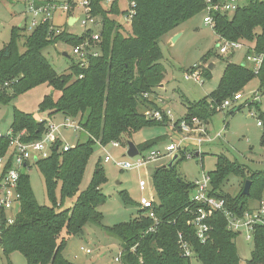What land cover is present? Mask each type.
Returning <instances> with one entry per match:
<instances>
[{
    "label": "trees",
    "instance_id": "obj_1",
    "mask_svg": "<svg viewBox=\"0 0 264 264\" xmlns=\"http://www.w3.org/2000/svg\"><path fill=\"white\" fill-rule=\"evenodd\" d=\"M102 1L90 0L92 15L98 17L103 26L97 44L98 56H89L86 67L74 63L69 74H59L41 50L58 41L72 46L81 44L89 34L88 30L80 36L65 29L54 34L49 23H41L26 34V27L22 25L12 28L9 40L0 49V102H7L11 96L46 84L59 95L55 100L52 95L44 96L40 107L47 110L49 116L59 112L64 119L76 120L87 135L85 141H77L68 150L53 148L50 156L35 162L52 200L51 206L40 205L34 199L28 175L20 176V208L12 224L0 227V246L6 256L19 251L26 264H74L64 256V235L82 234L88 222L100 224L103 218L97 207L106 200L99 189L105 177L98 163L90 185L80 190L87 163L95 152L94 147L113 141L121 144L123 137L131 138L143 127L168 122L166 117L156 120L145 116L147 110H161L156 101V89L163 82L166 69L160 62L163 55L159 41L165 33L196 16L205 7L203 0H130L134 14L129 23L130 30L126 31L113 18L119 12L117 1L107 7L102 5ZM126 12L124 10L121 14ZM213 20L212 29L219 40L249 42L252 48L247 50V54L264 53V0H246L231 13L215 12ZM19 42H23V50H20ZM260 66L256 73L252 67H246L245 62L226 63L217 88L198 101L187 100L184 104L186 113L174 125L193 117L208 124L217 113L216 106L242 91L253 79L259 82L257 91L264 94V58ZM198 69L204 76L210 74L209 68L201 69L200 65L192 67L191 71ZM260 105L247 101L246 104L232 106L229 115L244 106L253 108L264 128V111H261ZM12 121L14 134L23 130L26 132L24 141L41 138L46 128L45 120L37 122L32 116L16 110ZM60 143L57 140L56 145ZM154 143L136 147L144 151ZM7 147L8 139L0 138V155ZM202 154L199 155L200 162ZM185 157L182 152L171 167H158L151 176L155 223L145 210L139 209L138 202L137 217L107 227L121 242L123 264H190V257L182 256L177 243L179 233L191 245L201 264H240L234 241L238 233L227 228L224 213L218 211L210 217L211 229L203 243L187 223L194 209L190 195L193 182L182 180L175 168ZM215 163V169L207 172L211 179L210 195L224 199L226 208L232 214L244 215L264 199V169L246 171L243 165L223 153L216 155ZM229 175L243 179L240 191L234 195L221 189ZM247 180L251 184L249 195L245 196L240 192ZM58 188L59 202L54 196ZM119 196L124 204L134 203L125 191ZM66 198H75L71 207L63 206ZM249 200L257 202L256 205L250 208ZM151 228L153 230L150 231ZM251 239L253 247L249 263L264 264V226L255 225Z\"/></svg>",
    "mask_w": 264,
    "mask_h": 264
},
{
    "label": "rangeland",
    "instance_id": "obj_2",
    "mask_svg": "<svg viewBox=\"0 0 264 264\" xmlns=\"http://www.w3.org/2000/svg\"><path fill=\"white\" fill-rule=\"evenodd\" d=\"M53 1V0H52ZM56 2H67L69 0H54ZM76 1V0H74ZM111 1V0H106ZM119 12L113 16L116 22L121 23L126 31L130 30L129 23H126L124 15L121 14L127 9L126 0H116ZM246 0H239V4L243 5ZM23 2L15 3L10 0H0V49L7 43L10 38L13 27L22 26L24 20ZM74 16L82 18L78 9L74 10ZM66 15L64 13H56L53 24L59 28H66L68 33L80 36L87 28L80 24L79 20L71 23L67 27L63 22ZM203 13L199 12L196 16L185 20L177 28L165 33L159 41L160 51L163 55L160 61L166 69V75L162 82L164 87H157V96L163 97L161 106L163 110H170V118L165 124L146 126L137 130L131 138L123 137L122 143L118 147H114L108 143L102 148L100 145L94 147L95 152L91 155L87 168L82 178L80 190L90 185V179L96 168V163L101 167L104 173L105 182L100 185L99 189L105 196L106 200L100 204L97 209L102 213L103 218L100 224L93 221L88 222L83 227L82 234L76 236L64 235L65 248L64 256L74 264H121L115 260V257L122 250L121 242L116 238L107 227L114 224L129 221L138 216L137 204L141 197L154 196V188L151 176L156 168L168 165L174 155H181L183 150L173 153L169 156H162L153 162L147 164L146 167L134 169H120L112 161H104L106 153L112 156L116 161H128L133 163L136 157L124 155L127 151V141H131L135 146H142L144 143H154L148 149L139 151L142 154H148L151 150L164 151L165 145L169 142H177L179 136L170 128V124L181 118L186 113L185 103L189 101H198L208 96L218 86V82L223 73L226 63L234 62L237 64L245 62V55L248 49L252 48L249 42L242 43L241 48L234 49L233 55L229 56V52L222 54L219 52V44L221 41L215 34L214 30L204 23ZM96 26L94 31H96ZM26 34L29 32L26 31ZM176 37V38H175ZM175 38V39H174ZM174 39V40H173ZM22 43L19 42L20 50H23ZM41 53L54 70L59 74H69L72 64L79 63L81 58L72 51V45L58 41L49 44L41 50ZM232 53V52H231ZM205 58V59H204ZM209 69V75L200 74L201 83H197L194 78L187 77L191 68L200 65ZM245 66L251 68V64L245 62ZM258 82L256 79L248 82L246 87L240 91L242 98L233 105L246 104L247 100L253 92L260 94L256 90ZM46 95H52L55 100L59 95L58 91L53 92L46 84H40L24 93L11 96L7 102H0V132L7 133L11 128L13 113L19 111L23 114L32 116L37 122L52 121L54 124L63 123L64 118L61 113L49 116V112L40 107V101ZM231 108H226L215 113V116L208 123V128L216 130L223 128L224 135L212 144H204L201 147L202 160L199 156L185 157L184 160L176 164V171L184 181L193 182L200 180L202 172H209L215 169L216 155L223 153L229 159L236 160L248 170L264 169V128L257 125L260 121L257 112L252 108L244 106L238 111L229 115ZM261 111H264V97L260 105ZM249 111H253L255 115L251 116ZM60 135L63 136V143L73 146L77 141H85L87 135L81 129H60ZM58 136V135H57ZM56 136V137H57ZM137 148V147H136ZM182 148L197 151V147L189 141H185ZM165 152H162L164 154ZM23 172L28 175V183L30 184L34 199L40 205H52L49 198L46 184L43 176L34 163H30L28 168H24ZM149 182L148 187L141 191L138 187L139 179ZM226 181L221 186L222 191L234 195L240 191L243 185V179L235 175L226 177ZM125 191L127 196L132 200V204H124L119 196L120 192ZM55 199L59 202V188L55 190ZM264 200V199H263ZM75 198H66L63 202L64 207H71ZM257 202L249 200V206L254 207ZM234 241L240 264H250V253L253 247L252 239L246 238L245 231L236 234ZM89 249L90 253H86ZM190 264H201L195 255L190 257ZM0 264H26L23 255L19 251H13L6 256L3 248L0 246Z\"/></svg>",
    "mask_w": 264,
    "mask_h": 264
},
{
    "label": "built area",
    "instance_id": "obj_3",
    "mask_svg": "<svg viewBox=\"0 0 264 264\" xmlns=\"http://www.w3.org/2000/svg\"><path fill=\"white\" fill-rule=\"evenodd\" d=\"M15 3L23 2V14L24 20L22 25L26 27V31L29 33L41 23H49L50 30L54 34H58L64 30V28H59L53 24L54 16L56 13H64L66 15L63 22L66 27L69 21V18L72 17V23L79 20L85 28L93 25L92 28H87L89 34L86 35L83 43L72 46V51L75 55L81 58L79 62L80 67L87 66V58L89 56H98V46L100 42V31L102 30V23L98 17L92 15V8L90 6V0H69L67 2H56L52 0H11ZM111 1H102V5L107 7ZM127 1V12L124 15L126 23H130V20L134 14L133 3L130 0ZM204 9L203 19L206 25H209L213 28L214 20L213 13H231L240 6L239 0H203ZM78 9L81 12L82 18L74 16V10ZM67 23V24H66ZM69 25V24H68ZM96 26L97 30L94 31ZM67 31V29L65 28ZM85 30V32H86ZM90 30V31H89ZM25 31V32H26ZM219 52L226 54L231 49L233 52L234 49H239L242 46L240 42H231L220 40ZM229 52V53H231ZM264 58V53L253 54L248 53L245 56V62L251 64L254 72H258L260 69L261 62ZM200 69L194 70L190 74H187V77H192L197 83L200 81ZM81 77V76H80ZM6 85V84H5ZM262 97L264 94H258L253 92V95L249 97L247 101L258 102L261 104ZM242 98L241 92L235 93L230 99L224 100L220 105L216 106L215 110L221 111L226 108H231L234 103L238 102ZM252 110V109H249ZM251 116L255 115L253 111H249ZM145 116L153 118L156 120H162L163 117L171 120L170 110L166 111L161 109H152L145 111ZM175 122L170 124V128L174 130L179 136L177 142H169L165 145L164 151L161 150H151L147 155L139 152L137 154L138 158L133 163L128 161H116L112 158L111 155L106 153L104 161H112L120 169H134L146 167L148 163L153 162L162 156H169L173 153H176L180 150L186 157L199 156L202 152L201 146L204 144H212L217 139L221 138L224 135L223 128H218L215 131H211L207 124H205L201 119L196 117L188 119H182L179 121L178 125H174ZM258 126H261V122H257ZM81 129L80 125L76 120L65 119L63 123L54 124L52 121H46V128L41 134V138L34 140L24 141L25 131L19 133H13L12 128L7 131V133L2 134L0 132V138L5 137L8 139V147L4 154L0 155V227L2 225H9L15 219V214L19 211L20 208V193L18 191V182L20 176L25 174L23 172L24 168H28L30 163L37 162L51 155L52 149L66 151L70 146L65 142L63 143V136L60 135V129ZM58 135V136H57ZM57 136V137H56ZM57 140L61 143L56 145ZM185 141L192 142L196 147L197 151L187 150L182 148V145ZM114 147L120 145L119 142L113 141L110 142ZM104 148V146H101ZM162 152H165L162 154ZM197 154V155H196ZM136 157V156H135ZM138 187L141 191L145 190L149 182L144 179L138 180ZM211 179L208 174L202 172L200 180L193 181V189L191 192V201L193 203L194 209L191 218L187 221L194 230L197 239L200 242H205L209 236V226L210 217L216 212H222L226 215L227 228L232 232H237L241 234L245 231L246 238L250 239L252 237V231L255 225L264 226V200L259 201L257 206L250 212L244 213V215L232 214L227 208L224 199L220 197H215L210 195L212 190ZM155 196L151 197H141L139 200V209L145 210L148 217L153 219L154 223L156 222V215L153 212V203ZM150 231L153 228L149 229ZM177 243L179 244L181 254L183 257L188 258L194 255L191 245L186 242L182 234H178ZM86 253H90V250L87 249ZM116 261H119L123 264L121 260V252L115 257Z\"/></svg>",
    "mask_w": 264,
    "mask_h": 264
},
{
    "label": "water",
    "instance_id": "obj_4",
    "mask_svg": "<svg viewBox=\"0 0 264 264\" xmlns=\"http://www.w3.org/2000/svg\"><path fill=\"white\" fill-rule=\"evenodd\" d=\"M72 23V17L70 18V20L68 21V24L70 25ZM176 38V37H175ZM174 38V39H175ZM173 39V40H174ZM230 56V54L228 55V57ZM208 68L211 70L212 69V65H208ZM160 86H163L161 84H159ZM127 151L124 155H127L129 157H135L137 156V154L139 153V149L136 148V146L131 142V141H127ZM197 155V154H196ZM177 158V155H174L171 160L169 161L168 165H165L166 167H171L173 164L172 162ZM250 180L245 181L244 186L240 192V194L248 196L249 195V187H250Z\"/></svg>",
    "mask_w": 264,
    "mask_h": 264
},
{
    "label": "crops",
    "instance_id": "obj_5",
    "mask_svg": "<svg viewBox=\"0 0 264 264\" xmlns=\"http://www.w3.org/2000/svg\"><path fill=\"white\" fill-rule=\"evenodd\" d=\"M22 6H23V5H22ZM23 11H24V10H23ZM70 18H71V17H70ZM70 18H69V20H70ZM229 54H231V53H229ZM246 55H247V53H246ZM246 55H245V56H246ZM256 81H257V80H256ZM161 85H163V84L161 83ZM258 85H259V82H258V84H257V88H256V90L258 89ZM158 87H159V88H160V87L163 88L164 85H163V86H160V85H159ZM156 101H157L158 105L162 108V106H161L160 103H161V102H164V101H163V97H161V96H157V100H156ZM207 126H208V124H207ZM209 129H210V128H209ZM210 130L212 131L213 129H210ZM213 131H215V130H213ZM224 132H225V131H224Z\"/></svg>",
    "mask_w": 264,
    "mask_h": 264
}]
</instances>
